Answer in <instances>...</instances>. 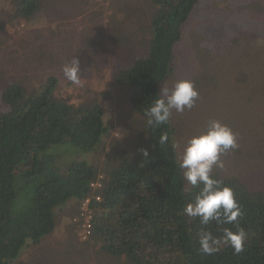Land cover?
<instances>
[{"label":"trees","instance_id":"obj_1","mask_svg":"<svg viewBox=\"0 0 264 264\" xmlns=\"http://www.w3.org/2000/svg\"><path fill=\"white\" fill-rule=\"evenodd\" d=\"M200 1H146L153 12L146 52L115 75V81L131 86V104L140 114L146 116L145 109L159 98L172 71L175 45ZM134 2L139 10V1ZM18 5L23 17L39 9L38 0H18ZM84 39L98 44L90 35ZM123 43L132 42L126 38ZM7 82L0 87V264H10L27 241L37 244L56 229L55 210L71 198L78 202L89 198L87 208L92 212L85 244L72 252L73 264H80L94 241L127 264H264V190L212 172L222 186L234 191L243 213L238 223L210 221L205 226L186 215V205L202 185L185 188L170 119L157 127L146 121L142 134L147 143L110 166L72 159L60 168L56 145L69 142L80 151H92L107 132L102 106L69 103L59 95V81L53 75L30 90L18 79ZM165 133L167 141L159 143ZM95 181L98 186L93 188ZM238 228L245 231L246 240L237 254L223 242V235L224 229ZM204 231L221 241L211 255L199 250Z\"/></svg>","mask_w":264,"mask_h":264},{"label":"rangeland","instance_id":"obj_2","mask_svg":"<svg viewBox=\"0 0 264 264\" xmlns=\"http://www.w3.org/2000/svg\"><path fill=\"white\" fill-rule=\"evenodd\" d=\"M38 1V11L23 17L18 0H0V87L7 79H18L30 90L53 75L63 92L59 95L69 103L102 106L107 132L92 151L69 142L56 145L60 168L72 159L102 168L133 155L147 143L142 134L147 117L131 104V86L115 81V75L146 52L153 14L147 0L141 5L137 0L139 10L132 0ZM185 28L175 45L172 71L161 85L171 89L187 79L199 92L191 110H173L169 118L177 159L181 162L191 137L205 132L210 120H219L236 134L239 147L224 154V167L212 172L264 190V0H201ZM89 35L97 45L85 41ZM126 38L132 43H123ZM73 58L79 61V84L62 71ZM55 212L56 229L37 244L27 241L10 264H73L72 252L84 246L88 236L84 238L83 225L92 212L72 198ZM85 263L127 264L95 241L81 258L80 264Z\"/></svg>","mask_w":264,"mask_h":264},{"label":"clouds","instance_id":"obj_3","mask_svg":"<svg viewBox=\"0 0 264 264\" xmlns=\"http://www.w3.org/2000/svg\"><path fill=\"white\" fill-rule=\"evenodd\" d=\"M64 77L79 84V61L73 58L63 66ZM199 99V92L191 80H178L170 88L162 86L159 98L145 109L147 123L157 127L166 124L175 110L183 113L185 109L191 110ZM168 139L165 133L159 143ZM239 147L236 134L227 125L219 120H210L207 130L191 137L183 149L180 168L184 170V179L193 187L200 188L193 202L186 205L184 212L192 218H199L201 225H208L215 221L217 225L238 223L242 216V209L235 198L234 191L227 186H222V181L212 177L214 167L223 168L221 157ZM143 154L148 155L144 150ZM246 233L242 228L236 232L224 229L223 242L232 247L235 253L243 251ZM221 241L211 232L204 231L198 240L199 250L211 255L218 250Z\"/></svg>","mask_w":264,"mask_h":264},{"label":"built area","instance_id":"obj_4","mask_svg":"<svg viewBox=\"0 0 264 264\" xmlns=\"http://www.w3.org/2000/svg\"><path fill=\"white\" fill-rule=\"evenodd\" d=\"M91 187L95 188L98 186V182L95 181L93 183L90 184ZM96 200H100V198L98 196L95 197ZM89 198L85 199L84 201H82V205H83V208H84V211H88V204H89ZM88 217H90V215L87 213L86 215V218H85V223L83 225L84 227V238H86L88 236V233H89V230H90V227H91V224H90V220L88 219Z\"/></svg>","mask_w":264,"mask_h":264}]
</instances>
